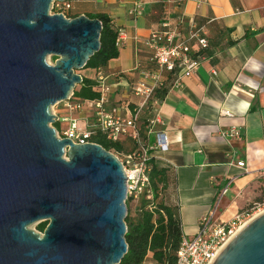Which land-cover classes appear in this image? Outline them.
I'll use <instances>...</instances> for the list:
<instances>
[{"label":"water","instance_id":"1","mask_svg":"<svg viewBox=\"0 0 264 264\" xmlns=\"http://www.w3.org/2000/svg\"><path fill=\"white\" fill-rule=\"evenodd\" d=\"M56 1L0 0V264H119L127 251L122 162L51 125V107L81 83L102 26L85 14H50ZM44 220L42 232L28 227ZM208 264H264V212Z\"/></svg>","mask_w":264,"mask_h":264},{"label":"crops","instance_id":"2","mask_svg":"<svg viewBox=\"0 0 264 264\" xmlns=\"http://www.w3.org/2000/svg\"><path fill=\"white\" fill-rule=\"evenodd\" d=\"M137 1L74 0L71 11L103 12L123 33L118 56L101 68L110 88L108 108L130 102L131 109L139 102L131 86L142 72L155 68L146 43L152 31L167 23L186 36L191 18L204 27L208 45L198 52L196 70L165 72L155 101L137 122L147 143L156 130L167 132L168 150L151 151L157 163L166 165L160 200L178 206L181 236H192L208 211L214 209L215 219L227 221L264 191V0H141V13L129 14ZM190 45L193 52L199 49L195 41ZM80 73L95 78L96 69ZM176 74L180 77L174 83ZM90 113L83 109L77 115ZM230 128L239 135L221 134ZM120 143V153L133 149L129 137L121 136Z\"/></svg>","mask_w":264,"mask_h":264},{"label":"built area","instance_id":"3","mask_svg":"<svg viewBox=\"0 0 264 264\" xmlns=\"http://www.w3.org/2000/svg\"><path fill=\"white\" fill-rule=\"evenodd\" d=\"M73 2L74 0L56 1L55 5L59 8L58 13L65 16V12L72 8ZM141 8L142 1L138 0L133 7L129 8L128 13L140 14ZM182 21L181 17L179 22ZM163 27L162 30L152 31L146 40L153 51L155 68L150 72H142V78L131 86L132 93L139 97V102L134 104L133 108L130 109V102H125L120 107L108 108L106 106L110 88L105 82L101 68H97L95 73L96 89L99 91L97 99H80L72 92L66 100L56 103L59 105L56 110H52L56 116L54 122L59 123V127L54 128L59 137H68L73 142L84 143L89 142L91 134L99 130L105 133L110 140H118L121 136H126L133 141L131 151L114 154L122 162L126 175V201L134 208L141 199L150 200L153 196L150 180L151 151H166L170 144L167 132L163 129L154 132L153 142H145L137 123L139 115L148 104L155 101L156 90L162 87L165 72L185 71L189 73L196 70L200 57L198 52L208 45L204 27L193 18L187 22L186 36H182L177 27L169 28L167 23H164ZM122 34L119 31L116 36L115 45L117 47L121 45ZM191 41H195L199 46L195 52L190 45ZM179 77L177 75L174 83ZM83 109H88L91 113L82 118L77 113ZM121 110H124V113ZM63 123H68V125H63ZM221 134L224 137H231L238 136L239 132L230 128L222 131ZM236 163L241 164V161ZM225 190L226 188L222 191ZM262 212H264V191L260 199L253 202L247 210L227 221L215 219L214 209L208 211L199 218L198 230L195 234L181 236L175 264H208L226 240Z\"/></svg>","mask_w":264,"mask_h":264},{"label":"trees","instance_id":"4","mask_svg":"<svg viewBox=\"0 0 264 264\" xmlns=\"http://www.w3.org/2000/svg\"><path fill=\"white\" fill-rule=\"evenodd\" d=\"M77 15L79 14L74 13L68 15V17ZM85 15L90 18H98L102 27L100 47L87 60L83 68H102L107 65L109 60L116 58L119 54V50L115 45L119 30L114 26L111 18L103 12ZM51 57L53 61L56 59V56ZM167 74H170V72H167ZM96 85L95 78L83 76L81 83L73 90V95L80 99H97L99 91L96 89ZM53 127L57 129L59 123L54 122ZM89 140L115 153L123 150L120 139L110 140L105 133L99 130L92 133ZM156 161L158 159L151 156L152 198L150 200L141 199L134 210L126 201L127 215L125 223L127 229L125 241L127 251L119 264H142L147 253L151 254L155 264H175L176 262V251L182 235L178 206L168 205L160 200V194L167 184L166 165ZM47 222V220L40 221L37 224V230L42 232Z\"/></svg>","mask_w":264,"mask_h":264},{"label":"rangeland","instance_id":"5","mask_svg":"<svg viewBox=\"0 0 264 264\" xmlns=\"http://www.w3.org/2000/svg\"><path fill=\"white\" fill-rule=\"evenodd\" d=\"M73 10H74V9H73ZM58 12H59V8L55 5V2H53V3L51 4L50 8H49V13H50V14H54V13H58ZM73 12H74V11H73ZM73 12H72V11L65 12V16L68 17V15H72V14H74ZM46 62H47L48 64H50V65H53V64H54V61H53L51 55H48V56L46 57ZM79 72H80V70H79ZM76 87H77V86H76ZM76 87H75V88H76ZM58 106H59V105H56V104L53 105V106L51 107V110H56ZM63 125H68V123H63ZM112 152H114V151H112ZM114 153H115V152H114ZM38 223H39V221L34 222V223L28 225V227L31 228V229H33V230H35V231H39V230H37V224H38ZM40 232H41V231H40ZM142 264H155L154 261H153V259L151 258V254H150V253H147V255H146V257H145V259H144V261H143Z\"/></svg>","mask_w":264,"mask_h":264}]
</instances>
